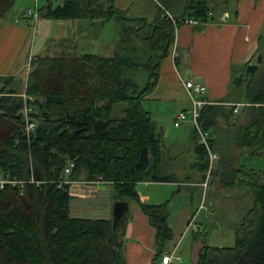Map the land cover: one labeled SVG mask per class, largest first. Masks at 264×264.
Returning <instances> with one entry per match:
<instances>
[{"label": "trees", "instance_id": "16d2710c", "mask_svg": "<svg viewBox=\"0 0 264 264\" xmlns=\"http://www.w3.org/2000/svg\"><path fill=\"white\" fill-rule=\"evenodd\" d=\"M114 1L62 0L37 9L42 18L87 20L99 28L115 20L110 55L79 53L67 38L59 39L50 47L58 53L30 59L22 87L11 85L12 77L0 79V172L17 181L0 191V264H126L110 221L70 214L69 184L98 177L112 184L117 199L139 203L155 228V259L172 238L167 202L141 203L135 190L138 182L176 179L164 167L161 132L142 102L158 82L176 27L187 18L214 19L233 0H150L153 13H138L133 5L122 10ZM15 2L0 0V21ZM257 54L261 63L253 77L244 73L247 64L233 72L226 96L203 106L199 118L220 153L214 177L224 187L246 188L253 205L234 228L233 246L207 245L206 235L198 234L203 246L195 264H264V171L233 162L235 148L264 159V35ZM137 72L146 75L142 87ZM23 92L34 98L35 126L28 134ZM117 103L124 104L123 116L113 118ZM237 103L243 105L231 122ZM194 140L203 180L208 154L195 130ZM69 161L73 168L65 176ZM64 179L69 183L61 184Z\"/></svg>", "mask_w": 264, "mask_h": 264}, {"label": "crops", "instance_id": "0c3cea01", "mask_svg": "<svg viewBox=\"0 0 264 264\" xmlns=\"http://www.w3.org/2000/svg\"><path fill=\"white\" fill-rule=\"evenodd\" d=\"M59 1L62 2L58 0V3ZM134 2H136L134 9L138 13H150L145 0H115L114 4L124 10L131 7ZM47 3L53 4V0H16L12 9L0 21V79L12 77L13 86L18 80L26 78L30 59L34 56L32 55L34 45L30 44V39L31 27L35 20L23 18L22 13L25 8L37 10ZM40 18L42 17L38 14L37 19ZM113 21L116 23L115 20ZM69 22L76 31H81L79 35L66 37L69 40L67 45L76 52L87 53L86 51L98 48L108 51L111 44L106 45L107 43L101 38L104 26L101 28L93 26L87 20ZM39 24L40 21L37 22V25ZM117 31L118 25L116 35ZM261 35H264V0H233L228 9L219 10L210 22L206 20L193 24L181 23L175 29L170 53L161 61L158 82L142 102L143 107L155 120L158 131L161 132L160 137L165 151V169L175 177L176 173L180 172L183 177L174 181L138 182L135 190L141 203L157 205L167 202V222L172 231V238L165 243L162 254L179 251V248L180 251H191L187 263H184V259L179 256L181 258L179 264H195L198 251L203 246L198 234L206 235V244L209 245L208 229L218 226L219 217L215 214V210L220 205V198L217 193H213L214 190L239 189L242 190V194L236 191L230 195L236 194L237 197L244 195L247 198L251 195L244 187L222 186L213 174L207 185L203 186L204 179L199 180L200 172L195 166L194 135L192 141L186 140L183 131L170 141L165 139L163 127L160 126L164 122L161 118L166 114L174 119V115L181 109L189 107V98L182 86L184 80L191 79L204 84L205 97L211 103L221 101L228 92L233 72L239 71L246 64L254 63L258 39ZM59 39L63 38L53 41ZM43 51L46 49L43 48ZM24 68L27 69L25 74ZM171 103L174 104L173 108ZM241 107H237V112L230 119L231 122L235 121V116L240 113ZM215 151L220 158L219 151L216 149ZM245 152L241 154V149L235 148L233 156L235 166L244 164ZM185 153L189 158H185ZM217 164L218 161L216 168ZM68 192L71 216L103 219L110 221L111 224L114 202L127 201L125 229L120 235L126 264H158L160 256L155 259L157 251L155 228L136 200L117 199L112 184L105 181H72ZM199 197L198 206L195 207L197 203L195 201ZM204 211L205 213H202ZM193 225L197 227L196 230L192 229ZM227 227L234 231L235 226ZM184 239L186 243L181 248Z\"/></svg>", "mask_w": 264, "mask_h": 264}, {"label": "rangeland", "instance_id": "374dc122", "mask_svg": "<svg viewBox=\"0 0 264 264\" xmlns=\"http://www.w3.org/2000/svg\"><path fill=\"white\" fill-rule=\"evenodd\" d=\"M136 2L133 3V6L136 5ZM55 4H58V0H53V5ZM145 4L147 6V10L153 13L154 8H153L152 2L150 0H145ZM207 20L210 22L211 18L208 17ZM38 21H40L41 24L37 25ZM69 21H74V20H53V19H47V18L36 19L35 23L32 25L33 27H31L32 34H31L30 44L32 43L34 45L32 49V55H40V54L53 55L55 50L51 51L50 47L52 46V41L54 39H57V38L64 39L66 37L70 38V37L79 35L81 31H76L75 28L71 27V24H70L71 22ZM77 23H81V22H77ZM116 30H117V25L113 20L108 21L104 25V28L101 33L102 34L101 38H102V41H105L107 43L106 45L113 44L114 38L116 37ZM43 48H45L46 51L42 52ZM86 52L87 53L96 52L97 54L104 55V56L110 55L106 49H101V48L94 49L91 51H86ZM55 53H58V52H55ZM255 62L256 61H254V63ZM26 70L27 69L24 68V74ZM135 78L138 81L140 87L144 86V83L146 80V75L144 73L137 72L135 75ZM23 84H24V81L20 79L18 80L16 87L20 88L22 87ZM144 106L147 107V105H144ZM173 106L174 104L171 103V108H173ZM123 107H124L123 103L115 104L112 110V114H111L112 117L113 118L122 117L123 114L121 110ZM161 119L162 121H164L162 122V125L160 126L163 127V131H164L163 137L165 139H169L170 141L172 138L182 133L183 131V133H185L186 140H191V141L193 140L194 128L192 124H190L189 122L183 125H180V127L179 126L174 127L172 117H168L165 114L163 115ZM173 144L177 146L176 143H173ZM228 155L229 153L226 154L227 157ZM184 156L185 158H189L188 154L186 153ZM243 163L245 164L247 168L258 169V170L264 171V159L263 158H258L256 156L246 154L245 159H243ZM182 177L183 176L180 172L176 173V178L180 179ZM236 191L242 194L241 192L242 190L237 189ZM236 191L230 190L229 188H225V189H220V190H214L213 192V193L218 194L220 198V205L215 210V214L217 215V217H219L217 221L218 226H213L208 229V235H209L208 241H209L210 246H218V247L233 246L235 243L234 231L232 229H228L227 226L236 227L240 223L244 213L247 212L248 208H250L253 205V199L251 196L247 198V196H244V195L243 196L240 195L239 197H237L236 194L230 195V193H234ZM234 197H237V198H234ZM199 200H200V197L198 198L197 201H195L197 202L195 204V207L198 206ZM202 213H205V211ZM188 237L189 239L191 238V231ZM185 241L186 239L183 240L180 246L181 248L185 246V243H186ZM175 253L177 256H180L181 258L184 259V263L185 262L187 263L189 260V257L191 256V251H180V248H179V251H175Z\"/></svg>", "mask_w": 264, "mask_h": 264}, {"label": "built area", "instance_id": "2783aa9c", "mask_svg": "<svg viewBox=\"0 0 264 264\" xmlns=\"http://www.w3.org/2000/svg\"><path fill=\"white\" fill-rule=\"evenodd\" d=\"M207 15H210L208 12ZM22 17L25 19H33L36 20L38 18V12L35 8H25ZM198 22L194 19H185L183 23H189L193 24ZM182 86L185 89L187 96L189 98V107L181 109L173 119V124L175 126H180L184 124L185 122H190L197 134V143L204 146V148L207 151L208 154V167L205 173V178L202 183L203 186H206L211 175L213 174V171L216 168V163L219 159L218 153L211 147L209 143L210 138V130L209 129H203L199 118H200V112L203 106L207 104H212L206 97V86L200 82L193 81L191 79L182 81ZM21 97L23 98V108H22V116L24 118V126L23 131L28 134L35 126V121L33 120V117L31 116V113H33L34 108L32 105V102L34 101V98L30 95L25 94L24 92L21 94ZM242 103H237L234 107L233 112H237V107L242 106ZM73 168V162L69 161L67 165L64 168V174L67 176ZM96 182L103 181L100 177H98ZM63 183H69L67 179H64L61 181V184ZM17 184V181L11 180L8 177H6L3 173L0 172V191L6 187V185H15ZM193 230H196L197 227L192 226ZM181 261V258L175 254V251H170L167 253H164L161 255L160 260L158 264H179Z\"/></svg>", "mask_w": 264, "mask_h": 264}, {"label": "water", "instance_id": "95a60500", "mask_svg": "<svg viewBox=\"0 0 264 264\" xmlns=\"http://www.w3.org/2000/svg\"><path fill=\"white\" fill-rule=\"evenodd\" d=\"M261 63V54H257L256 62L249 63L244 69V73L248 75L251 79L255 74L258 65ZM128 203L127 201L117 200L113 204V218H112V230L118 234L122 235L125 229V221L127 218Z\"/></svg>", "mask_w": 264, "mask_h": 264}]
</instances>
